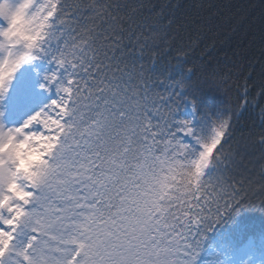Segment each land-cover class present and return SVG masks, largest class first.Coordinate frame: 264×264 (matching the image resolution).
Wrapping results in <instances>:
<instances>
[{"label":"snow or ice","instance_id":"6c2138e0","mask_svg":"<svg viewBox=\"0 0 264 264\" xmlns=\"http://www.w3.org/2000/svg\"><path fill=\"white\" fill-rule=\"evenodd\" d=\"M127 7L0 0V100L23 64L55 65L40 85L55 98L20 126L0 122V264H198L206 232L249 203L250 153L264 187V106L247 80L209 111L187 52L163 63ZM253 106L259 129L234 148Z\"/></svg>","mask_w":264,"mask_h":264},{"label":"trees","instance_id":"16d2710c","mask_svg":"<svg viewBox=\"0 0 264 264\" xmlns=\"http://www.w3.org/2000/svg\"><path fill=\"white\" fill-rule=\"evenodd\" d=\"M127 5L121 15L130 14L132 29L150 37L162 62L175 65L177 52H187V66L195 67V82L202 83V100L211 112L236 103L237 84L247 80L254 105L264 106L260 95L264 82V0H103ZM134 10V11H133ZM146 68L151 61H143ZM55 65L46 57L23 64L15 84L1 100L11 104L17 94L33 88ZM183 71L173 69V76ZM159 75V73H157ZM226 77L231 88H215L213 78ZM161 78H163L161 76ZM242 91V89H241ZM260 108L253 106L237 123L233 147L241 148L249 128L259 129ZM244 134V135H242ZM258 152L250 153L249 203L206 232L198 264H264V187H261ZM244 175H249L247 171Z\"/></svg>","mask_w":264,"mask_h":264},{"label":"rangeland","instance_id":"374dc122","mask_svg":"<svg viewBox=\"0 0 264 264\" xmlns=\"http://www.w3.org/2000/svg\"><path fill=\"white\" fill-rule=\"evenodd\" d=\"M55 69L52 68L48 73L53 72ZM44 74L42 79L31 89L25 93L17 94L16 97H19L17 100L12 102L14 109L10 110V104L5 105L0 100V112H3V116L0 117V122H2L7 127H16L23 124V122L34 112L39 110L41 107L50 102L51 99L55 98V90H45L41 88L40 85L44 84ZM20 84V76L18 72L15 73V76L9 86L8 92H10L12 86ZM7 92V93H8Z\"/></svg>","mask_w":264,"mask_h":264}]
</instances>
